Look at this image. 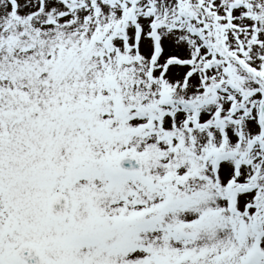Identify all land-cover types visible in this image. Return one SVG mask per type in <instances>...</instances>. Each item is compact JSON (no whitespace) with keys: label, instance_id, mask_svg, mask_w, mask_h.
Here are the masks:
<instances>
[{"label":"snow or ice","instance_id":"snow-or-ice-1","mask_svg":"<svg viewBox=\"0 0 264 264\" xmlns=\"http://www.w3.org/2000/svg\"><path fill=\"white\" fill-rule=\"evenodd\" d=\"M0 264H264V0H0Z\"/></svg>","mask_w":264,"mask_h":264}]
</instances>
